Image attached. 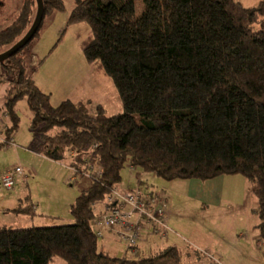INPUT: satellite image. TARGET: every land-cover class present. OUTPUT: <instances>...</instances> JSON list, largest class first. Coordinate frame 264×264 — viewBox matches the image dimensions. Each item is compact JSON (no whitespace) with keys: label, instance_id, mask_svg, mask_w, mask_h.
<instances>
[{"label":"trees","instance_id":"1","mask_svg":"<svg viewBox=\"0 0 264 264\" xmlns=\"http://www.w3.org/2000/svg\"><path fill=\"white\" fill-rule=\"evenodd\" d=\"M34 2L24 0L0 28V45L28 30ZM43 2V20L66 8L64 0ZM77 22L92 34L82 49L86 61L112 80L123 110L109 114L101 103L90 109L71 99L53 105L22 48L0 62L13 75L7 135L19 122L15 102L25 96L38 130L35 151L56 161L67 156L80 174L99 169L70 204L72 223L0 225V264H50L55 257L64 264H180L175 246L141 257L98 247L92 204L117 187L125 163L166 180L243 174L256 185V228L264 240V0H76L67 24ZM12 210L32 212L30 205Z\"/></svg>","mask_w":264,"mask_h":264},{"label":"crops","instance_id":"2","mask_svg":"<svg viewBox=\"0 0 264 264\" xmlns=\"http://www.w3.org/2000/svg\"><path fill=\"white\" fill-rule=\"evenodd\" d=\"M75 2L76 0H73L72 6L65 8V10L63 11L53 12L48 16V22H46L48 23V28L46 29L47 33L48 31H50V33L57 31L56 29L62 26V24H67L69 12L73 8ZM84 23L80 25L70 26V28L77 29V27H85L86 25ZM47 33L45 36L48 38L49 35ZM40 37L42 36L39 35L38 38L40 39ZM41 39H43V37ZM39 43L41 44V42ZM31 54L34 55L33 53ZM35 55V59L37 60L38 55L36 53ZM35 59H28L32 61L31 63H29L28 61L26 62V64L28 65L29 71L31 72V75L34 78L36 84L41 88V90L46 91L45 81L43 82L40 79L41 74L44 72L39 73V67L42 64L37 67L33 65ZM91 71L93 75L101 76L99 72H95L93 70ZM3 83L4 82L0 80V88L2 87ZM82 86L84 88V92L86 88L89 87L85 83H82ZM103 95L106 96V99L108 101V95L104 93ZM53 96L54 94L52 89V91H50L51 100ZM72 96L73 95H70L68 93L67 95H64L62 97L58 96L57 98H63V100L69 98L73 101L78 102L85 101L83 98L85 94L84 96ZM104 102L105 100L101 104L106 108ZM88 103H90L92 106L93 104L98 102L90 100ZM7 136L13 137L14 141L20 142L21 144L17 147H14V150H9V152H16L18 154V158L15 159V161H17L16 163L10 164V167L7 166L0 168V176L5 171L13 169L17 166H20L22 168V171L15 176L13 187L10 188V190L14 188L12 193L6 194V197L10 199L11 203H8L9 205H2V199H0V211L1 213H3L0 215V220H5L7 217L13 219L11 218V216H7L9 215V213L32 215L36 212H39L40 215H44L46 217H50V219H53V222H60L59 220L63 219L64 214L63 198L65 199L67 207L69 208L70 204L74 201L76 196L79 195L81 190L88 187L91 182L88 183L86 182V180L81 179L79 182H75L71 185L73 189L76 190V193L74 195H63V188H58V186H54L53 183L50 185L45 184L46 180H44L40 176L42 172H40L39 168L36 167V162L30 159H32V157H43L49 163L60 164L61 166H63L61 161L47 158L35 151L33 148L36 144L35 136V141L33 143H31V141H24L21 137H18L17 132L9 133V135H6V137ZM4 140L0 138V143ZM5 146L9 147L10 149V147L16 145H7L6 143ZM2 148L3 147H1L0 150ZM135 172V174H131L134 180L133 183V180H131L130 183L132 184V187H128L127 189H134L141 186L148 192H155V190H160V192L156 193H159L161 200L163 199L164 201V206L170 211L169 217L167 219L168 227L166 228V230L161 229L163 232L159 233L153 232L151 228H145L141 234V239L139 240L138 245L130 248L119 238L117 232L103 227L101 228L102 236L100 246L102 250L108 252L111 255L115 254V256H119V252H123L121 256L141 257L155 255L168 246H175L179 250L180 264H216L217 260H219L221 264H241V262H246L248 264H264V241L262 243L260 242V235L256 228V225L259 222V217L257 212L258 204L253 193L255 184L253 182L251 183V180L244 178L246 176H244L243 174H222L206 180L198 178H176L172 180L165 179L160 180L159 182V186L161 189H156L154 185H148L142 180V178L146 179L145 174H142L138 170ZM42 176L46 177V175L44 174H42ZM71 177L70 179H73V182L77 180L76 176H73L72 178ZM141 182L145 183L146 185L142 186L140 184ZM117 188L122 191L119 184L117 185ZM175 194L183 195L184 204H189L191 203V201H195L198 203H203L206 207L216 208V210L219 212V215L226 210V213L228 214L233 213L234 220L236 221L237 226L235 235H233L232 232L228 231V235H230L231 237L228 238L224 235V232L227 230L225 228H221L219 226L220 223H217L218 226H215L214 220H211L208 223L202 225L204 233L202 239L197 236L198 241H185V239H183L177 232V230L182 229V226H184L182 224V220H180L181 213L179 210H173L166 203L168 198H172L171 195ZM26 205H30V208L32 210L31 213L15 212L12 210L13 208L24 207ZM103 210L104 206L102 204H99L97 206L96 212H102ZM176 216L179 218H176ZM19 219H21V221H19L21 224L26 222V218L24 217ZM12 224L13 223H9L6 221H0V225H8L10 227H13ZM184 227L189 230V228H187L186 226ZM190 234H192V230L190 231ZM116 243H119L121 247H116ZM233 248L236 249L234 250ZM195 250H197L198 252H196ZM200 254H203L207 258V260L201 262L199 258ZM187 258L188 261L186 260Z\"/></svg>","mask_w":264,"mask_h":264},{"label":"rangeland","instance_id":"3","mask_svg":"<svg viewBox=\"0 0 264 264\" xmlns=\"http://www.w3.org/2000/svg\"><path fill=\"white\" fill-rule=\"evenodd\" d=\"M66 3V8L73 5V0H64ZM244 5L252 6L258 3L259 0H239ZM24 0H0V28L5 27L7 24H9L11 21H13L17 15L19 14V10L23 4ZM33 8V19L36 14L37 10V2L32 4ZM141 4L137 2L136 6V13L139 14L141 11ZM63 11V10H62ZM48 17L46 16L43 20L40 33L39 35L43 37L38 38V36L31 41L29 44L25 45L21 52L20 56L25 59V62L31 63L32 60L28 59H35V53L38 55L37 60L35 59V62L33 65L41 66L39 67V73L44 72L41 74L40 79L41 81H45V89L46 93L50 95V91L53 89V98L50 100L53 105L59 104L63 98H57L58 96L62 97L64 95H67L68 93L70 95L75 96H85L84 102L88 105L90 109H94L95 104L91 106L90 103H88L90 100L97 101L98 103H103L105 100L106 105V112L109 114L117 113L122 111V103L121 99L119 97V94L117 92V89L115 85L112 83V80L104 75L102 72H99L101 76H95L92 73V69L88 62L85 59V56L83 54V47L91 40L92 34L90 31L89 25L85 22H77L72 24H62V26L58 27L56 30L52 33L50 31H46L48 28ZM85 24V27H77V29L70 28V26ZM64 27V28H63ZM255 28H258V23L254 24ZM46 33L49 35L47 38L45 35ZM78 34V35H76ZM46 37V39H45ZM38 38V39H37ZM38 40V41H37ZM41 42V44L39 43ZM37 44V45H35ZM36 46V47H35ZM10 46L8 44L0 45V53L7 50ZM33 53L34 55H32ZM31 57V58H29ZM39 62L37 63V61ZM34 66V67H35ZM94 71V70H93ZM13 75L7 70V68L0 63V80L3 81V85L0 88V138L4 140L6 138V129L7 126L10 125V118L8 117L5 109V100L6 97L4 96L5 92L7 91V88L9 87V79ZM106 81V82H105ZM82 83H85L89 87L86 88L84 92V88L82 86ZM108 95V101L106 99V96ZM15 108L19 115V122L18 126L14 129V133H18V137H21L24 141H31L33 143L35 141V138L37 137V129H34L31 125V118L32 113L29 108L27 98L25 96L19 97L15 102ZM58 130L57 127H55L51 132H55ZM19 141V140H18ZM17 146H19L21 143L15 141ZM3 147L0 150V168L3 167H10L9 165L12 163H16L15 159L17 157L16 152H9V150H14V147ZM12 148V149H11ZM71 155V154H70ZM34 162H36V167L39 168V171L41 173V178H43L46 185L54 184V186H58V188H63V195H74L76 193V190L73 189L71 186L73 183L79 182L81 179L86 180V182H90L89 176L86 175H79V174H72L70 171H72L68 167L69 158L66 156L63 160H61L60 164H53L46 161L43 157H32ZM15 161V162H14ZM14 165V164H13ZM66 166V167H65ZM140 171L142 174H145V178H142V180L148 184V185H154L156 189L160 188V180H165L164 178L158 176L155 172L152 171H145L139 166H134V169H131V166L129 163H125L123 168L121 169V180L119 185L121 187L122 191H130L132 189H127L128 187H132L131 180H133V176L131 174H135V171ZM132 172V173H131ZM134 172V173H133ZM42 174L46 175V177L42 176ZM76 176L77 180L73 182V179H70L71 176ZM72 176V177H73ZM71 177V178H72ZM247 178V177H244ZM248 179V178H247ZM250 180V179H249ZM134 180L132 181V183ZM251 183L253 181H250ZM141 182L140 184L142 186H145L146 184ZM254 183V182H253ZM137 184V183H136ZM255 184V183H254ZM256 186V185H255ZM17 187V186H16ZM15 187V188H16ZM141 187V186H140ZM31 188V186H30ZM134 188V187H133ZM141 189H144L141 187ZM12 190L5 188L0 183V199H2V205H9L11 203L10 199L6 197V194L12 193ZM146 190V189H144ZM155 192H160V190H155ZM254 193V192H253ZM172 198H168L166 203L173 209V210H179L180 211V217L182 220V224L189 228V230H192V234H190V231L186 229L184 226H182V229L177 230L179 235L185 239V241H198L197 236H199L201 239L203 238V228L202 225L205 223H208L211 220H214V225L218 226L217 223H220L219 226L221 228H225L227 231L224 232V235L228 238H231L230 235H228V231L232 232L233 235H235L236 231V221L234 220V214L233 213H226L223 212L219 215V212L216 210V208L212 207H206L203 203L198 202H192L189 204H184L183 201V195L181 194H175L171 195ZM256 198V197H255ZM164 202V201H163ZM9 203V204H8ZM103 202L100 201L95 204V210H97V206L99 204H102ZM69 208L67 207V203L65 199L63 198V219L59 220L60 222H53V219H50V217H46L44 215H40L39 212H36L32 215L30 214H18V213H9L5 220L0 221H6L9 223H13V227H28L33 225H53L56 223H72L74 221L72 215L70 212H68ZM3 214L0 211V215ZM215 215V216H212ZM35 216H42V217H35ZM26 218V222L20 223L21 219L19 218ZM43 218V219H42ZM176 218H179L176 216ZM14 221V222H10ZM8 226V225H7ZM197 230V231H196ZM196 231V232H195ZM216 236V235H214ZM182 239V240H183ZM184 241V240H183ZM184 241V242H185ZM264 240L262 237H260V242L262 243ZM187 243V242H186ZM189 244V243H188ZM101 246V237L98 239V247ZM121 245L119 243H116V247L119 248ZM264 246V242H263ZM101 249V248H100ZM234 250L236 248H233ZM198 252L197 250H195ZM123 252H119V256H121ZM115 255V254H112ZM200 261L204 262L207 260V258L203 255H199ZM188 261V258L186 259ZM50 264H64V261L60 257H55L53 261H51ZM201 264V263H199ZM216 264H221L219 260H217ZM241 264H248L246 262H241Z\"/></svg>","mask_w":264,"mask_h":264},{"label":"built area","instance_id":"4","mask_svg":"<svg viewBox=\"0 0 264 264\" xmlns=\"http://www.w3.org/2000/svg\"><path fill=\"white\" fill-rule=\"evenodd\" d=\"M7 145H15L13 137L8 138ZM22 168L17 166L5 171L0 176V183L7 189L13 187L15 176L21 173ZM106 210L93 219L94 231L97 236L102 235L101 227H107L118 233L128 246L138 243L145 228L153 232L166 230L169 210L154 194L130 190L120 193L115 188L107 193L104 199Z\"/></svg>","mask_w":264,"mask_h":264},{"label":"water","instance_id":"5","mask_svg":"<svg viewBox=\"0 0 264 264\" xmlns=\"http://www.w3.org/2000/svg\"><path fill=\"white\" fill-rule=\"evenodd\" d=\"M36 2L37 10L32 24L20 39L12 44L7 50L0 53V62H3L5 59L14 55L21 48H23L32 39L35 32L38 30L44 16V2L43 0H36Z\"/></svg>","mask_w":264,"mask_h":264},{"label":"bare ground","instance_id":"6","mask_svg":"<svg viewBox=\"0 0 264 264\" xmlns=\"http://www.w3.org/2000/svg\"><path fill=\"white\" fill-rule=\"evenodd\" d=\"M69 99V98H68ZM131 166V169H133L134 168V166H132V165H130ZM69 167V166H68ZM72 171H70L73 175L74 174H79V175H86V176H89L90 178V182L92 183V181H93V178H92V176H91V174L93 173V171H95V173L96 174H98L99 173V169H92V168H89L90 170H86V171H83L81 174L80 173H78L75 169H72L71 167H69ZM93 170V171H92ZM72 175V176H73ZM91 183H90V185H91ZM89 185V186H90ZM88 186V187H89ZM88 187H86V188H84V189H82L81 190V192L83 191V190H85V189H87ZM114 189V188H113ZM115 189L116 190H118L120 193H125V192H127V191H120L117 187H115ZM137 189H139L140 191H142V192H144V193H149V194H154V195H156L157 197H158V199L161 201V203H163V199L161 200V197L159 196V193H156V192H148V191H146V190H143V189H141L140 187H136V188H134V189H132V190H137ZM80 192V193H81ZM79 193V194H80ZM78 196V195H77ZM76 196V197H77ZM107 197V194H105L104 195V197H102V199H100V200H98V201H96V202H94L93 204H92V208H93V211H94V216H93V219L97 216V215H99V214H101V213H103L105 210H106V203H105V201H104V199ZM100 201H102L103 203H102V205L104 206V210L102 211V212H96L97 210H95V204L96 203H98V202H100ZM164 205V204H163ZM169 214H170V211H169ZM169 214H168V217H169ZM168 217H167V219H168ZM93 219L91 220L92 222H91V224H92V228H93V230H94V224H93ZM167 221V220H166ZM104 226H102L101 228H103ZM104 228H106L107 229V227H104ZM102 230V229H101ZM95 232V231H94ZM142 234V233H141ZM95 235H96V233H95ZM102 236V235H101ZM101 236H97L96 235V237L99 239V237H101ZM140 239H141V236H140ZM139 239V240H140ZM122 240V239H121ZM123 241V240H122ZM124 242V241H123ZM125 243V242H124ZM138 243H139V241H138ZM138 243L136 244V245H134V246H137L138 245ZM126 244V243H125ZM127 245V244H126ZM128 246V245H127ZM129 248L130 247H133V246H128Z\"/></svg>","mask_w":264,"mask_h":264}]
</instances>
